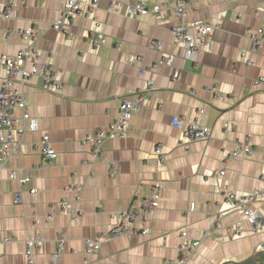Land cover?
<instances>
[{"label":"crops","instance_id":"obj_1","mask_svg":"<svg viewBox=\"0 0 264 264\" xmlns=\"http://www.w3.org/2000/svg\"><path fill=\"white\" fill-rule=\"evenodd\" d=\"M141 1L148 7L160 4V13L129 17L110 0H99L94 13L79 15L66 35L50 28L65 0H0V57L15 55L26 44L19 30L36 27L42 34L36 48L62 82L56 91L39 76L24 86L15 82L40 129L25 133L18 155L0 172V264H27L25 239L32 235L42 239L35 264L49 263L61 235L66 241L59 264H169L179 256L181 231L188 242L199 243L186 264H238L264 254V230L250 233L249 223L224 204L226 189L241 197L263 185L264 89L254 88L253 81L264 77V46L249 65L242 53L250 47L251 29L264 27V0H191L187 19L216 27L196 63L183 59L170 33L177 19L162 3L171 0ZM8 4L14 6L5 18ZM91 34L104 42L91 46ZM156 40L162 41L161 52L152 46ZM164 54L175 55L176 62L162 64ZM5 75L0 65V86ZM139 97L141 107L127 134L106 139L102 158L93 159L86 136L108 129L120 103ZM21 114L14 108V118ZM173 115L209 129L210 140L184 149V138L170 124ZM43 133L57 154L52 162L40 153ZM241 142L253 154L225 162L226 153ZM159 144L162 161L152 163ZM220 170L223 177L217 176ZM11 172L29 181L20 185ZM155 183L160 184L158 207L137 222L150 229L147 236L105 237L100 249L86 248L85 239L113 228L117 211L140 208ZM69 185L74 186L67 190ZM63 200L81 212L76 219L62 209ZM252 208L264 215V199ZM218 216L222 226L239 225L244 234L222 239L211 229ZM207 230L213 231L205 235ZM6 237L10 241L2 242Z\"/></svg>","mask_w":264,"mask_h":264},{"label":"built area","instance_id":"obj_2","mask_svg":"<svg viewBox=\"0 0 264 264\" xmlns=\"http://www.w3.org/2000/svg\"><path fill=\"white\" fill-rule=\"evenodd\" d=\"M112 6H118L123 10L125 15L129 17L142 16L147 14L157 15L160 13L161 5L153 4L148 7L143 1L139 0L133 4H122L119 0H110ZM191 0H171V3L163 2L173 15L176 17L177 22L170 27V33L173 37L174 43L177 47L183 50V59L196 63L198 55L203 47L210 44V36L216 28L213 23L204 20H189L187 19V5ZM99 0H65L63 10L59 17L52 21L51 28L62 32L66 35L69 34L70 25H72L79 15H91L94 13ZM13 4L5 6L3 16L10 18L12 15ZM12 33V32H11ZM10 33V35H11ZM18 34L26 44L21 47L15 55L1 56L0 65L6 70V75L2 79L0 86V172L5 169L7 162L18 155L20 148L23 144L25 133L30 131H39V122L37 119L30 117L26 110V102L24 94L21 90L15 89V82L24 86L26 81L33 76H39L49 90H58L62 86L59 73L48 59H43L38 49L36 48V41L42 34L36 29L27 28L19 30ZM250 47L244 54L246 63L251 64V57L253 54L259 52L264 46V27H257L251 29L249 32ZM91 46H98L104 42V38H98L93 34L87 38ZM152 46L157 51L162 50V41L156 40L152 42ZM140 60V58H138ZM176 62V56L173 54H164L161 63L165 65H173ZM145 70L142 69V73ZM178 76L175 71L173 78ZM147 84L150 88L154 85L153 79H148ZM253 86L256 89H264V77L254 79ZM209 94H213V89H207ZM141 98L135 100H123L118 109L117 116L110 123L108 129L99 130L93 135H87L85 141L90 145V153L93 159H100L103 156L102 145L106 139L122 138L127 134L130 121L136 115L141 107ZM20 108L22 111L20 118H14V108ZM170 124L173 128L177 129L183 141L180 145L184 149H189L190 144L198 141H207L211 138V132L206 127L200 125L196 121H187L184 117L173 115ZM40 153L44 160L52 162L57 154L55 149L50 144V138L47 134L41 135L39 142ZM162 145L159 144L154 148L152 163H160L162 161ZM254 150L251 146L245 143H237L236 146L226 153L224 161L228 162L238 156H246L253 154ZM149 159V160H150ZM114 173V171H111ZM111 173V174H112ZM225 170L217 172L218 177H223ZM10 178L16 179L20 185L29 181V177H17L14 172L10 173ZM263 185L259 190L248 192L241 197L232 190L226 189L224 191V204L226 211L238 212L240 216L251 226L250 233H257L264 230V215L252 205L264 199V176L262 177ZM74 185L67 186L70 190ZM160 188L159 183L154 184V192L151 196L144 198L141 201L140 208L135 209H121L117 211L118 222L109 231L94 239L88 238L84 240L85 246L89 251H95L102 247L103 241L106 238H136L144 237L150 233L148 227H139L137 222L139 220H146L157 209ZM34 189H30V193H34ZM16 200L20 201L21 198L16 196ZM63 210H67L72 219H76L81 212L77 209H70L69 202L63 200L61 202ZM195 204H190V211H193ZM218 216L211 229L218 230L220 236L224 240H230L244 234L243 229L239 225L222 226L219 223ZM213 230H207L205 235ZM179 256L176 260L170 261L169 264H186L191 255H193L199 243H190L186 240V232L181 231ZM9 238H4L2 242H9ZM65 237L61 235L58 239L57 249L50 255L48 264H59L62 252L65 249ZM42 243L39 235H32L25 239V254L27 257V264H35L34 255L35 249Z\"/></svg>","mask_w":264,"mask_h":264},{"label":"trees","instance_id":"obj_3","mask_svg":"<svg viewBox=\"0 0 264 264\" xmlns=\"http://www.w3.org/2000/svg\"><path fill=\"white\" fill-rule=\"evenodd\" d=\"M264 263V254H260L258 256H251L248 259L240 262L238 264H262Z\"/></svg>","mask_w":264,"mask_h":264},{"label":"rangeland","instance_id":"obj_4","mask_svg":"<svg viewBox=\"0 0 264 264\" xmlns=\"http://www.w3.org/2000/svg\"><path fill=\"white\" fill-rule=\"evenodd\" d=\"M50 28H51V26H50Z\"/></svg>","mask_w":264,"mask_h":264},{"label":"water","instance_id":"obj_5","mask_svg":"<svg viewBox=\"0 0 264 264\" xmlns=\"http://www.w3.org/2000/svg\"><path fill=\"white\" fill-rule=\"evenodd\" d=\"M262 264H264V263H262Z\"/></svg>","mask_w":264,"mask_h":264}]
</instances>
